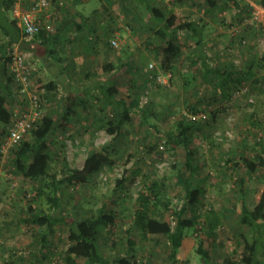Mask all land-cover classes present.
Listing matches in <instances>:
<instances>
[{"label": "rangeland", "instance_id": "1", "mask_svg": "<svg viewBox=\"0 0 264 264\" xmlns=\"http://www.w3.org/2000/svg\"><path fill=\"white\" fill-rule=\"evenodd\" d=\"M121 1L117 2L115 13L107 14V25L117 29L122 36L121 61L115 76L110 73L111 70L105 71L109 72L110 84L114 80L118 84L120 95H137L139 107L133 112L132 121L126 128L115 134L108 132L105 126L104 119L113 116L114 111L111 105H107L101 113V126L70 125L65 134L53 136L50 143L53 158L48 170L61 177L66 163L81 167L92 150H104L107 145L115 163L103 166L86 183L63 185L61 206L52 209L45 198L32 201L36 191L34 182L18 170L12 148L4 147L6 136L0 134V264H80L76 255H70L65 260L68 247L65 237L69 225L81 216L97 213L103 207L115 210L118 218L112 236L116 243L106 240L102 242V248L110 257L124 254L128 237L126 231L133 224L139 192L145 190L151 194L150 186L154 181H165V185L160 184L159 191L169 208L161 201L154 213L174 224L173 210L181 207L185 196V189L178 181L182 172L194 178L196 185L202 189L198 202L201 221L207 215L220 217L216 233L210 237L201 225L197 230L189 229L175 261L166 236H144L139 228L132 227L131 236L136 240L139 264H203L202 257L197 253L200 239L211 252L212 264L229 256L240 259L245 237L252 240L253 231L241 223L240 216L245 201L253 208L262 195L264 167L252 173L242 163V156L264 146V26L246 20L251 13L245 12L243 19H238V9L233 0H218L222 9L209 13L205 0H190L179 6H175L173 0H153L160 5L168 4L179 17L190 13L207 20L200 40L204 52L201 51L207 57L200 56L196 40H187L185 32L181 31L180 40L190 58L174 66L173 77L167 83H157L150 78L153 70L164 71L161 61L153 53L157 39L154 32H148L141 25L150 17L143 20L138 14L122 9ZM239 1L251 5L264 4L263 0ZM8 14L12 16V11ZM32 47L34 50L36 44ZM43 50L42 53H45ZM204 59L211 67L225 63L244 70L253 64V76L238 88H231L224 96L216 81L205 76ZM150 63L154 67H149ZM35 78L43 86L49 82L40 70ZM134 81L137 85L131 87L128 82ZM16 86L14 81L11 90H2L14 113L26 105L19 106L13 93L17 91ZM88 90L100 96L97 85L88 87ZM78 96H81L80 92H77ZM46 98H42L43 112L57 110V101ZM96 101L93 104L97 108L104 104ZM190 105H197L200 112L207 114L194 131L192 148L196 151L195 163L199 165L195 173L186 169L183 147L167 142L178 119L186 116L185 112H191ZM148 106L150 116L146 122L142 119L140 108ZM236 162H239L238 165ZM123 176L127 177L126 182L119 184ZM30 202L36 212L45 210L58 218L44 250L41 249V235L45 227H37L26 219Z\"/></svg>", "mask_w": 264, "mask_h": 264}, {"label": "trees", "instance_id": "2", "mask_svg": "<svg viewBox=\"0 0 264 264\" xmlns=\"http://www.w3.org/2000/svg\"><path fill=\"white\" fill-rule=\"evenodd\" d=\"M122 1L123 9L131 12L133 9L131 3L135 2L140 5L141 13L138 16L143 17V20L150 17L149 21H143L141 25L148 32H154L157 40L155 41L153 53L161 61V69L164 70L162 73L169 71L173 73L174 66L183 63L186 58H190L183 49L184 45L179 36L181 31L185 32L187 40H196V45H199L197 47L200 48V56L207 57L206 54H203V44H200L201 35L205 30L207 20L201 16L198 17L197 14L189 13L179 17L168 4L160 5L157 2H153V0ZM189 1L173 0L172 3L175 6H179ZM233 2L238 9V19H243L245 12L251 13L252 5L250 3H241L239 0H233ZM13 3L14 0H2L3 13L0 15V134L5 136L15 115L12 108L8 105L6 95L2 91L3 89L11 90V83L15 81L9 68L12 60L11 51L13 46L19 43L20 48L33 52V47L30 46V43L21 39L22 30L18 20L13 15L11 17L8 14ZM262 3H264V0ZM205 6L208 13L222 9L218 0H205ZM5 11H7V15ZM35 39L40 40V44L36 46L37 48L34 47L35 51L39 46L49 54L53 51V47H50L54 40L53 32H40ZM191 61L195 62L196 60L192 59ZM112 65L111 63L106 64L105 69L110 70ZM203 65L205 76L216 81L220 92L224 96L228 95L231 88H238L253 76V64L248 65V68L244 70L237 68L233 64L225 63L211 67L204 59ZM153 71L152 75L161 72ZM113 75L115 76L116 73ZM147 78L149 80V77ZM153 80L155 79L153 78ZM113 82V84H110L107 81L99 85L102 94L93 96V98L102 100L104 104L98 110L94 109L92 111L97 115L101 114L107 105L113 107V116H109L107 120L104 119L106 129L111 134L125 129L132 121L133 112L139 107L137 95H134V97L131 94L120 95L121 90L118 88V84L115 80ZM54 83V80H50L44 84L45 93H47L45 94L47 96L46 99L50 101L52 96L50 99L48 92L56 88ZM128 84L131 87H136L135 85H137L135 81L134 83L128 82ZM16 87L17 91L13 93L16 94L19 106L23 107L27 102L20 96L18 86ZM42 106L43 103L41 101ZM58 107L56 111L43 112L41 118L37 119L34 127L27 133L29 135H26L19 145L11 147L16 167L25 178L34 182L36 191L32 201H36L38 198H45L52 209H58L61 206V189L63 185L67 183H86L90 180L91 175L99 171L103 166L115 163L107 145L104 146V150H92L81 167H72L66 163L61 177H58L55 173L51 174L48 169L53 158V153L50 150L53 136L58 133L65 134L69 130L71 120L76 114H79V109L92 110L93 108L90 107L95 108V105L93 103L88 104V101H84L81 97L69 98L61 96L58 100ZM189 109L194 113L200 112L197 105H190ZM140 111L142 119L147 122L150 116L149 106L140 108ZM212 114H215V112H212ZM200 123H202L201 119L182 115L178 119L174 130L170 131L167 139L168 143L183 147L186 169H189L192 173L199 169V165L195 163L196 151L192 148V142L194 131L198 129ZM242 157V163L250 172L256 173L259 168L264 167V146L260 150ZM236 163L238 165L239 162ZM126 179L127 177L123 176L119 180V184L125 183ZM178 181L185 189V196L181 207L173 210L174 224L170 220L163 219L154 213V209L158 207V203H161V201L169 208L168 204L161 199L159 191L160 186L165 185V181L161 183L154 181L150 186L151 194L145 190L140 191L138 194V206L135 210L134 221L126 231L128 237L124 254L110 257L109 253L102 248V242L106 240H112L116 243L112 236L118 218L115 210L103 207L97 213H89L70 223L65 237L68 242V247L65 250V260L70 255H76L80 259V264H139L136 240L131 236L132 227L139 228L144 236L147 234L166 236L171 245L172 257L175 258V261L189 229L197 230L201 225V228H205L208 235L213 237L216 233V227L220 223V217L207 215L205 220L201 221V216L198 213V202L202 196L201 187L196 185L194 178L183 172L178 176ZM190 211L194 212L188 215ZM26 216H28L26 219L35 226L45 227L41 235V249L44 250L47 240L51 238L54 232L55 221L58 218L45 210L36 212L32 202L29 204ZM240 220L243 225L253 231L252 240L245 237L244 250L240 259H234L229 256L216 264H264V254L261 252V250L264 252V190L253 208L249 207L245 201ZM197 253L202 257L203 264H212L211 252L205 247L203 239L199 240ZM59 264L66 263L61 262ZM186 264L189 263L186 262Z\"/></svg>", "mask_w": 264, "mask_h": 264}, {"label": "crops", "instance_id": "3", "mask_svg": "<svg viewBox=\"0 0 264 264\" xmlns=\"http://www.w3.org/2000/svg\"><path fill=\"white\" fill-rule=\"evenodd\" d=\"M117 2L118 0H66L65 6L61 8V13L55 20L54 40L50 44L53 51L49 54L40 46L36 51L33 50L31 62L35 69V77L40 70L46 74L49 81L55 82L56 88L48 92V96L50 99L52 96V102L57 101V105H54L56 109L59 108L58 100L61 96L78 98L77 92H80V97L84 101L87 100L88 104L98 102L95 97L93 98L98 94L93 90L89 91L88 87L97 85L99 88L102 83L111 82L107 77L109 72L105 71L106 64H113L110 73H116L119 68L122 46L113 47L110 39L122 36L117 29L107 25V14L117 11ZM136 4L131 3L133 15L141 13L140 5ZM0 6V13H3L2 0ZM35 44L39 45L40 40L38 39ZM42 50L45 53H42ZM94 80L97 82H93ZM99 93L101 95V90ZM45 94L47 93L44 92L43 95ZM100 101L102 102L99 99ZM97 107L96 105L95 110H98ZM93 110L79 109V114L71 120V126L92 128L101 126L102 114L96 115Z\"/></svg>", "mask_w": 264, "mask_h": 264}, {"label": "built area", "instance_id": "4", "mask_svg": "<svg viewBox=\"0 0 264 264\" xmlns=\"http://www.w3.org/2000/svg\"><path fill=\"white\" fill-rule=\"evenodd\" d=\"M65 4L66 0H14L11 11L21 27V39L30 43L31 46H35L38 40L35 38L40 32H53L55 20ZM246 20L264 26V4L252 5L251 16L247 17ZM110 43L113 47L119 48L121 46L120 37L111 38ZM11 56L10 73L18 86L20 96L26 100L27 104L22 110L15 113L8 127L4 142L5 148L19 145L34 127L37 119L41 118L43 114L41 101L45 92V87L34 75L35 69L30 60L32 51L22 50L19 43H16L11 51ZM149 67H154V64L150 63ZM171 76V71L150 75L152 79L154 78L161 83H167ZM185 115L195 119H205L207 117V114L203 111L198 113L185 112Z\"/></svg>", "mask_w": 264, "mask_h": 264}]
</instances>
